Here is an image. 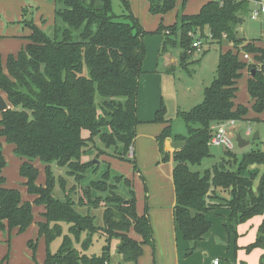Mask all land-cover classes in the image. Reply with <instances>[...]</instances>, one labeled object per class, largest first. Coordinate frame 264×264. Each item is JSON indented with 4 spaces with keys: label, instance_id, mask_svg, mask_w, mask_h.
Returning a JSON list of instances; mask_svg holds the SVG:
<instances>
[{
    "label": "trees",
    "instance_id": "1",
    "mask_svg": "<svg viewBox=\"0 0 264 264\" xmlns=\"http://www.w3.org/2000/svg\"><path fill=\"white\" fill-rule=\"evenodd\" d=\"M52 1L53 35L29 19L24 9L19 22L31 30L28 42L18 53L8 55L5 67L0 64V91L8 102L0 118V229L25 232L34 223V204L41 205L44 220L37 222L38 237L28 240L35 264H107L111 262L113 239L118 240L116 252L122 255V263L138 264L144 245L155 246L149 206L139 213L132 179L113 174L108 160L99 157L130 161L141 173L135 144L147 31L132 12L130 0H120L124 14L114 11L113 0ZM251 1L209 0L199 12L188 14L184 12L187 0H182L175 22H161L155 30L163 36L160 54L181 47L180 62L185 61L189 51L197 49L193 45L196 38L203 43L228 41L235 47V51L221 52L217 74L205 87L203 101L190 110L179 111L187 134L174 132L164 104L153 119L163 124L157 136L160 161L173 163L174 219L183 238L191 244L190 253L211 230L213 224L207 214L215 209L230 211L229 227L234 231L240 223L263 215L257 237L246 250L264 248V171L259 175L258 168H251L264 165V150L253 149L239 157L226 148V157L234 158L236 167L225 157L203 172L198 168L212 155L214 125L231 119H251V109L236 101L244 72H249L247 89L255 115L252 119L264 122L258 117L264 116V43L238 36L239 20L249 13ZM176 3L177 0H149V10L163 15ZM241 50L252 58H243ZM83 129L90 131L88 137L83 136ZM96 137L103 148H97ZM3 139L12 144L22 160L20 175L33 200H25L20 189L5 185ZM167 139L172 140L173 152L165 149ZM91 147L97 148V156L84 161L83 155ZM36 159L45 164L44 185L37 183L39 168L33 163ZM102 161L107 168L96 177ZM54 162L68 168L72 186L68 187L65 177L55 176L51 166ZM57 181L63 198L54 194ZM121 182L129 188L130 197L118 193ZM145 190L148 199L147 186ZM78 205L104 207L103 224L97 225L89 211L79 212ZM64 225L68 226L66 233ZM132 231L141 240L133 237ZM97 233L105 237V244L99 255H89L87 250ZM61 236V244L53 252L50 245ZM39 238L45 241L43 263L36 259Z\"/></svg>",
    "mask_w": 264,
    "mask_h": 264
},
{
    "label": "rangeland",
    "instance_id": "2",
    "mask_svg": "<svg viewBox=\"0 0 264 264\" xmlns=\"http://www.w3.org/2000/svg\"><path fill=\"white\" fill-rule=\"evenodd\" d=\"M203 1L204 0H187L184 6V12L192 14L197 13L198 11H200L201 8H199V5ZM130 2L132 12L137 16L142 27L147 31V35L144 37V42L146 46V56L143 63L145 71L144 75L153 73V71L150 69L146 70L145 66L147 64L151 68L154 67L153 70L156 71V67L159 62L160 67L158 69L159 71L162 70L164 73L165 88L164 91H162L158 96L160 103L158 105L157 110L161 108L162 104H164L166 107V117L170 119L174 132L187 134L186 123L178 115L179 111L190 110L192 107L203 101L205 87L212 83L214 77L217 74L218 60L221 52H225L229 49H234L235 51V47L232 43H229L228 41H224L222 44L216 42L211 44L204 43L192 52L189 51V55L185 57L186 59L184 62L179 61L181 53L183 52V49L181 47L171 48L168 53L160 54L161 47L163 44V36L155 33V30L161 24V22L166 25L174 23L176 12L181 7L182 0H177L176 7L164 15L151 13V11L149 10L148 0H146V2H139V0H134L135 9L131 0ZM113 8L117 14L126 13L120 0H113ZM258 8H260V3L257 1H251L250 11L243 17L244 21L240 23L238 36L245 38L247 41L264 43V14H260L259 17L256 19H253L251 17L253 12L256 11ZM27 10L30 11V6L27 8ZM53 12L54 5L52 1L46 0V14L42 22V29L50 36H52L54 33ZM27 15L29 19L34 18L31 15V11L30 13H27ZM240 49H242V46H240ZM243 51L244 50H241V52ZM5 58H7V56H0V64H2V66L4 67L6 63ZM171 58H178V63H173L174 65H172V67L166 63L168 59L171 60ZM144 75H142L141 78ZM248 76L249 72H244L243 77L239 80V90L237 92L236 101L238 103L248 106L251 109L250 113L248 114V117H250L251 119L236 120L235 125L232 127L234 128V130H232V140L234 143L232 151L235 152L239 157L253 149L264 150V122L252 119V116L255 115L252 112L250 96L247 89ZM141 94L139 95V111L141 104ZM258 117L262 119L263 115L260 114ZM138 118L140 119L141 117L138 116ZM248 129L252 130L251 135H247ZM257 130L260 131V138L253 139V135ZM237 132H241L244 138L250 140V143L244 147H239L235 140ZM82 134L84 137H88L90 135V131L88 129H83ZM95 141L97 148L104 147L99 137H96ZM147 141L148 140H146V138L142 136L139 145L138 142L135 144V158L141 166L145 163L146 160H150L153 156L152 151L150 150V146L147 145ZM2 142L5 156L7 159V165L3 171V174L6 177L5 185H7V187L20 189L22 196L25 197V199L30 200L31 195L28 194L27 189L23 183V177L20 175L19 169L22 160L19 156L14 153L12 144L6 142L5 139H3ZM91 148L92 149L90 150V152L83 155L84 161L93 159L95 160L98 150L95 147ZM210 151L212 155L210 157H206L203 160L202 164L198 166L199 170L202 172L206 169L211 168L215 163L220 162L223 158L226 157V147L222 145L211 144ZM99 158L108 160L111 165V171L113 174L124 175L132 179L133 188L137 196V201L138 198L141 197L142 213H144L146 206H149V197L148 199L146 198L145 190L146 178L144 177V180L143 178H140V173L137 174V171H135L134 168V164L130 161H122L120 159L108 155H101ZM227 158L230 159V165L236 167L234 158L226 157V159ZM33 163L39 168V176L37 179V183L44 185L46 182L45 164L39 159H36ZM163 165L168 166L171 170L172 160L164 162ZM51 166L52 171L57 178L59 176L65 177L68 182V187L72 186L73 179L67 173V167L60 166L55 162L52 163ZM106 168V162L102 161L99 165V170L96 177L101 176L102 172ZM141 168L142 167H140V169ZM251 168H258L261 171L259 175H261V173L264 171V165H253L251 166ZM258 180L259 178L257 179V181ZM117 191L124 198L130 197L129 188L123 182L119 184V188ZM54 194L57 197L63 198V191L61 190L59 181L56 182ZM42 209L43 207L41 205L34 204L33 212L34 217L36 219L40 218ZM103 209L104 207L102 206L96 208H89L85 205L77 206V210L82 214H87L89 211L92 215H94L96 217L97 225L103 224ZM67 227V225H64V233L67 232ZM36 232L37 230L35 224H32L25 232L22 233H18L16 229L9 230L8 227L5 229H0V264H25V256H22L23 252H21V250L23 251V248H26V246L29 247V239H36L35 236H33L36 235ZM131 233L135 234L134 231H132ZM61 241L62 236L52 241L50 248L53 252L57 251L61 244ZM117 242V239H113L111 241V259L115 262L118 260L116 252ZM104 244L105 237L99 233L95 234L93 237V243L90 245V248L87 250V253L89 255H99L102 252ZM78 245L79 244H76L77 247H79ZM6 255H8L7 258L3 260ZM45 255V244L43 240H41L37 247L36 259L39 261L38 257L43 258L45 257ZM30 258H32V256H30Z\"/></svg>",
    "mask_w": 264,
    "mask_h": 264
},
{
    "label": "crops",
    "instance_id": "3",
    "mask_svg": "<svg viewBox=\"0 0 264 264\" xmlns=\"http://www.w3.org/2000/svg\"><path fill=\"white\" fill-rule=\"evenodd\" d=\"M131 1L134 7V0ZM207 1L209 0H204L199 8ZM252 1L260 3L264 0ZM139 2H146V0H139ZM52 3L54 5L53 1ZM29 6L31 15L34 17L32 19L42 28L46 14V0H0V56L8 57L9 54H16L27 44L28 39L26 37L31 33V30L19 21L22 19L23 10ZM27 11L30 13L29 10ZM53 16L55 17V5ZM175 62L178 63V58L168 59L166 63L172 67ZM145 67L146 70L150 69L153 73L144 75L143 65L142 75L144 76L142 78V75L140 76L141 86L139 85V95L142 92L141 104L140 111L138 110V116L142 119L140 118V124L137 128L136 143L138 142L139 145L141 137L144 136L148 140L147 145L150 146L153 156L150 160H146L142 166L138 162L142 171L140 174L137 172V174L141 179V174L146 178L147 194H149V216L153 225L155 246L144 245V251L138 259V264H212L215 259H219L218 264H264V261L261 262V258L264 257V248H254L250 252L246 250V246L255 241L257 237L263 215L252 217L248 221L240 223L234 231L229 227L230 211L228 209H215L208 212L207 218L211 220L213 226L197 243L196 250L190 253L191 244L183 238L174 219L175 187L171 171L173 163L170 170L168 166L163 165L164 162L160 161L157 136L161 132L163 124L153 122L160 103L158 96L165 88L164 73L158 69L160 62L157 64L156 71L153 70L154 67L151 68L148 64ZM0 93L4 96L2 91ZM4 98L6 99L5 96ZM165 149L170 152L175 150L171 139L166 140ZM23 180L25 181L24 178ZM23 198L25 199V197ZM30 200H33L32 196ZM137 202L138 212L142 213L141 197L138 198ZM42 212H44V208L41 210ZM40 220H44L42 214H40L39 219L34 217V223H32L35 224L37 230L36 235H33L35 238L38 237L37 222ZM131 235L141 240L138 234L131 233ZM41 240L45 244L44 239L39 238V242ZM21 252H23L22 256H25V264H35L34 260L30 258L33 254L30 247L26 246ZM45 257H38V262L43 263ZM117 258L116 262L111 259V263L122 262V255L117 253Z\"/></svg>",
    "mask_w": 264,
    "mask_h": 264
},
{
    "label": "built area",
    "instance_id": "4",
    "mask_svg": "<svg viewBox=\"0 0 264 264\" xmlns=\"http://www.w3.org/2000/svg\"><path fill=\"white\" fill-rule=\"evenodd\" d=\"M260 14H264V1L260 2V8H258L256 11L253 12L252 18L256 19L259 17ZM225 36V35H224ZM204 40L196 38V41L193 43L194 47L199 48L201 45H203ZM243 58L250 59V54L248 52H243ZM236 123L235 119H231L227 122H223L217 125L213 126L214 134L211 138L210 144L214 145H222L226 148L232 149L233 148V140H232V128ZM252 130H247V135H251ZM107 264H110L111 262L107 261ZM219 259H215L212 264H218ZM117 264H123L122 262H119Z\"/></svg>",
    "mask_w": 264,
    "mask_h": 264
},
{
    "label": "water",
    "instance_id": "5",
    "mask_svg": "<svg viewBox=\"0 0 264 264\" xmlns=\"http://www.w3.org/2000/svg\"><path fill=\"white\" fill-rule=\"evenodd\" d=\"M243 21H244V19L240 18L239 22L242 23ZM7 108H8V103H7L6 99L4 98V96L0 93V111H4ZM258 138H260V131L259 130H257L253 135V139H258ZM235 140H236L237 145L239 147H244L250 143V140L244 138L241 132L236 133Z\"/></svg>",
    "mask_w": 264,
    "mask_h": 264
}]
</instances>
